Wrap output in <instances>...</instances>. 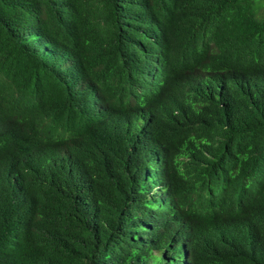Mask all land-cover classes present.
Returning <instances> with one entry per match:
<instances>
[{
	"label": "trees",
	"instance_id": "16d2710c",
	"mask_svg": "<svg viewBox=\"0 0 264 264\" xmlns=\"http://www.w3.org/2000/svg\"><path fill=\"white\" fill-rule=\"evenodd\" d=\"M0 264H264V0H0Z\"/></svg>",
	"mask_w": 264,
	"mask_h": 264
}]
</instances>
